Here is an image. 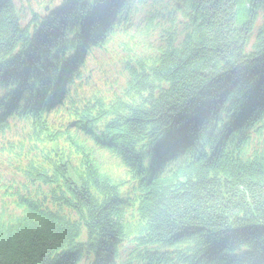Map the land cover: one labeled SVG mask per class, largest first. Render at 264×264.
<instances>
[{
	"label": "trees",
	"instance_id": "1",
	"mask_svg": "<svg viewBox=\"0 0 264 264\" xmlns=\"http://www.w3.org/2000/svg\"><path fill=\"white\" fill-rule=\"evenodd\" d=\"M81 1L42 18L41 0H0L3 83L26 76L22 58L46 64L91 7L120 19L60 108L1 104L0 264H264V0H245L240 25L242 0ZM200 125L149 178L162 138Z\"/></svg>",
	"mask_w": 264,
	"mask_h": 264
},
{
	"label": "rangeland",
	"instance_id": "2",
	"mask_svg": "<svg viewBox=\"0 0 264 264\" xmlns=\"http://www.w3.org/2000/svg\"><path fill=\"white\" fill-rule=\"evenodd\" d=\"M70 1V0H69ZM244 8H245V0H242L241 1V3H240V8H239V13H238V15H237V24L238 25H240V23H241V21H242V19H243V15H242V12L244 11ZM29 20V19H28ZM28 20L27 21H24V23L26 24L27 22H28ZM260 24H261V21H260V19L258 18L257 19V21H256V23H255V25H254V28L252 29V31L255 29V31H253L252 33H251V35H253L254 33H256V30H257V28L260 26ZM250 35V36H251Z\"/></svg>",
	"mask_w": 264,
	"mask_h": 264
},
{
	"label": "bare ground",
	"instance_id": "3",
	"mask_svg": "<svg viewBox=\"0 0 264 264\" xmlns=\"http://www.w3.org/2000/svg\"><path fill=\"white\" fill-rule=\"evenodd\" d=\"M116 1H118V0H116ZM108 25V24H107ZM65 46H66V41H65Z\"/></svg>",
	"mask_w": 264,
	"mask_h": 264
}]
</instances>
